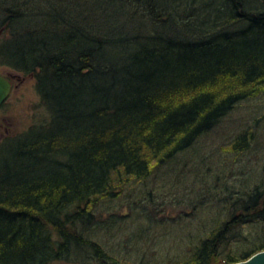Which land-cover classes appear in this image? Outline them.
I'll use <instances>...</instances> for the list:
<instances>
[{
	"label": "trees",
	"instance_id": "16d2710c",
	"mask_svg": "<svg viewBox=\"0 0 264 264\" xmlns=\"http://www.w3.org/2000/svg\"><path fill=\"white\" fill-rule=\"evenodd\" d=\"M0 66L32 75L49 115L0 141V264H146L129 242L156 210L121 201L264 94V0H0ZM254 175L185 260L147 264L264 251V170ZM120 219L141 224L110 243Z\"/></svg>",
	"mask_w": 264,
	"mask_h": 264
},
{
	"label": "rangeland",
	"instance_id": "374dc122",
	"mask_svg": "<svg viewBox=\"0 0 264 264\" xmlns=\"http://www.w3.org/2000/svg\"><path fill=\"white\" fill-rule=\"evenodd\" d=\"M0 75L12 85L0 107V141L49 120L32 75L2 66ZM245 131L254 133L250 148L233 149L237 136ZM243 147L241 144L239 148ZM262 170L264 94L238 104L211 132L199 138L195 146L179 153L150 178L126 191L121 203L132 206L137 203L138 208L152 205L157 214V224L153 222L150 231L141 238L132 237L129 247L143 252L146 264L147 260L164 263L185 260L198 236L213 229L214 220L224 216V200H233L234 192H239L244 184H254V174ZM127 214V211L122 213ZM120 220L111 227L110 243L122 242L121 238L125 239L126 234L135 232L137 224H141L140 219ZM254 229L255 225H246L243 233ZM233 246L237 250L245 248V245Z\"/></svg>",
	"mask_w": 264,
	"mask_h": 264
},
{
	"label": "water",
	"instance_id": "95a60500",
	"mask_svg": "<svg viewBox=\"0 0 264 264\" xmlns=\"http://www.w3.org/2000/svg\"><path fill=\"white\" fill-rule=\"evenodd\" d=\"M11 88L12 85L10 81L6 77L0 75V107L8 98L11 92ZM234 264H264V251L256 253L246 261H242Z\"/></svg>",
	"mask_w": 264,
	"mask_h": 264
}]
</instances>
